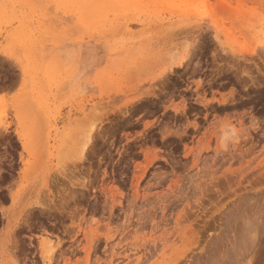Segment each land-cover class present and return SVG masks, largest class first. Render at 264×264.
<instances>
[{
	"label": "rangeland",
	"instance_id": "374dc122",
	"mask_svg": "<svg viewBox=\"0 0 264 264\" xmlns=\"http://www.w3.org/2000/svg\"><path fill=\"white\" fill-rule=\"evenodd\" d=\"M0 264H264V0H0Z\"/></svg>",
	"mask_w": 264,
	"mask_h": 264
},
{
	"label": "bare ground",
	"instance_id": "6f19581e",
	"mask_svg": "<svg viewBox=\"0 0 264 264\" xmlns=\"http://www.w3.org/2000/svg\"><path fill=\"white\" fill-rule=\"evenodd\" d=\"M186 30V29H185ZM189 34V33H188Z\"/></svg>",
	"mask_w": 264,
	"mask_h": 264
}]
</instances>
